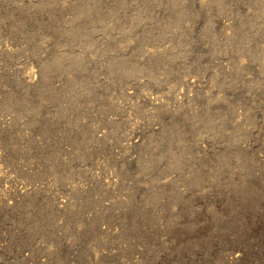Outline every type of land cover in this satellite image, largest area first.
Returning a JSON list of instances; mask_svg holds the SVG:
<instances>
[{
    "label": "rangeland",
    "instance_id": "rangeland-1",
    "mask_svg": "<svg viewBox=\"0 0 264 264\" xmlns=\"http://www.w3.org/2000/svg\"><path fill=\"white\" fill-rule=\"evenodd\" d=\"M0 264H264V0H0Z\"/></svg>",
    "mask_w": 264,
    "mask_h": 264
}]
</instances>
